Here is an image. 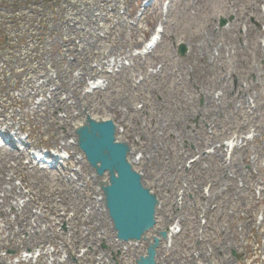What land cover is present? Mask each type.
I'll return each instance as SVG.
<instances>
[{
  "label": "rangeland",
  "instance_id": "374dc122",
  "mask_svg": "<svg viewBox=\"0 0 264 264\" xmlns=\"http://www.w3.org/2000/svg\"><path fill=\"white\" fill-rule=\"evenodd\" d=\"M140 3L65 0L56 11L64 18L58 23L53 21L55 10L46 8L44 0L25 5L24 26L49 18L48 29L38 46L35 38H27L32 42L28 46L32 54L22 56L18 51L17 61L25 68L29 64L32 73L43 70L66 81L59 80L57 92L41 106L39 114L24 113L28 116L25 131L36 147L60 148L66 144L72 159L60 169L30 170L24 164L27 155L4 148L0 151V173H19L31 180L37 197L48 200L53 209L80 212L93 206L96 238L87 243L81 240L80 244L86 247L91 242L95 254L101 256L97 264H134V256L143 253L148 242L175 219L181 232L171 243H162L157 264H177L180 252L186 249V253L197 251L203 263L211 249H230L231 242L242 255L239 264H264V0H154L142 16ZM151 15L152 26H148ZM231 15L234 20L221 28L220 18ZM88 24L96 25L103 36H93L89 45L80 49L81 55L94 59L120 53L129 65L112 78L104 92L77 101L78 110L76 100L81 91L77 88L73 92L70 83V69L78 64L68 65L63 49L69 48L67 56H71ZM73 25L81 31H61ZM11 27L7 36L13 44L15 35L30 31ZM155 27L161 31L160 40L152 51L143 53ZM31 30L35 32L38 27ZM63 36L72 37V44L63 47L55 42L64 40ZM45 40L49 41L43 45ZM174 42L188 46L184 57ZM1 47L6 49L7 44ZM135 50L141 55L136 56ZM5 54L3 51L0 56ZM58 104L71 108L66 116L60 117L49 108ZM87 114L115 122L117 140L132 148L130 162L161 203L154 229L146 233V240L129 249L122 261L121 255L112 254L120 250L119 245L110 246L115 233L101 210L102 203L97 201L101 195L98 184L106 177H96L77 146L75 131ZM229 140L237 143L231 154L222 146ZM210 149L214 152L206 154ZM193 158L197 160L191 163ZM227 178L229 183L223 185ZM207 184L211 185L210 197L203 191ZM215 205L218 207L210 209ZM206 211L204 241L197 243ZM229 211L236 213L234 221ZM90 257L92 261L93 254Z\"/></svg>",
  "mask_w": 264,
  "mask_h": 264
},
{
  "label": "water",
  "instance_id": "95a60500",
  "mask_svg": "<svg viewBox=\"0 0 264 264\" xmlns=\"http://www.w3.org/2000/svg\"><path fill=\"white\" fill-rule=\"evenodd\" d=\"M220 22L224 25L227 20L222 18ZM186 50V46L180 44L179 53L184 55ZM116 129L112 120L96 121L87 115L85 123L76 131L78 145L98 176H103L106 171L109 173V181L101 187L118 237L126 241L140 240L155 225L159 202L156 195L144 187L140 173L128 161L129 145L116 142ZM166 234V231L160 233L163 238ZM159 241L154 238V243L148 247V256L141 257L138 264H155Z\"/></svg>",
  "mask_w": 264,
  "mask_h": 264
},
{
  "label": "bare ground",
  "instance_id": "6f19581e",
  "mask_svg": "<svg viewBox=\"0 0 264 264\" xmlns=\"http://www.w3.org/2000/svg\"><path fill=\"white\" fill-rule=\"evenodd\" d=\"M201 50H203V51H205V52H207L206 51V49L204 48V47H201ZM66 146V148L68 149V146L67 145H65ZM135 159H137V160H141V157H138L137 155H135ZM80 161L82 160V158L81 159H79ZM98 200H101L100 198H98ZM168 228H169V232H168V238H167V242L170 240V238L172 237V235L174 234V233H177L178 231H179V227L178 226H168ZM122 243V242H121ZM126 244H129V243H126ZM48 262H49V264H51V262H53V260L52 259H48ZM59 263H61V262H59ZM0 264H2V262L0 263Z\"/></svg>",
  "mask_w": 264,
  "mask_h": 264
}]
</instances>
